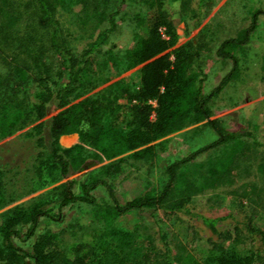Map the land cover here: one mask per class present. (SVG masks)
Instances as JSON below:
<instances>
[{"label": "trees", "instance_id": "trees-1", "mask_svg": "<svg viewBox=\"0 0 264 264\" xmlns=\"http://www.w3.org/2000/svg\"><path fill=\"white\" fill-rule=\"evenodd\" d=\"M139 3L152 13V20L145 23L135 17L139 30L134 43L112 63L121 72L139 67L137 89L131 91L117 82L72 104L108 82V65L115 57L112 38L118 31L123 4L106 12L103 0H0V63L5 68L0 75V140L29 127L23 138L33 143L35 174L46 170L54 180H65L52 190L57 195L55 207L42 196L15 206L0 218V249L4 252L0 264H264V231L251 226V217L241 223L253 242V248L243 254L223 247L234 235V241L238 240L239 222L229 234L216 229L217 220L204 219L209 237L193 251L180 247L172 252L163 233H159V247L151 238L140 239L136 234L137 216L142 213L153 217L162 211L164 215L197 217L190 210L192 198L231 185L238 162L250 148L264 146L251 133H229L220 120H210L207 105L223 87L239 79L240 58L257 17L264 15V0H260L249 26L217 47L215 55L231 60L232 68L207 95L202 70L205 36L197 33L184 44L175 45L176 26L183 23L186 33L191 34L208 14L210 3ZM60 11L71 12L78 28L85 32L80 49L72 45L58 18ZM260 71L264 74V53ZM255 121L251 130L264 138V104ZM202 122L217 138L169 163L159 190L144 189L143 181L131 178L132 168L152 163L164 151L160 140ZM70 135H78L81 145L61 147L59 139ZM244 137L251 143L244 142ZM216 151L220 154L210 158ZM208 154L209 158L198 161ZM103 160L109 162L83 178L68 179ZM256 170L263 183L257 190L261 196L264 161ZM19 175L8 158L0 157V209L23 195L16 189ZM124 186L143 191L124 192ZM97 189L105 192L107 203L97 204ZM74 204L92 206L94 219L104 226L91 245L76 247L68 257L55 235L37 238L27 250L17 244L35 235L40 219L58 221L62 209ZM258 205L264 207V202Z\"/></svg>", "mask_w": 264, "mask_h": 264}, {"label": "rangeland", "instance_id": "rangeland-1", "mask_svg": "<svg viewBox=\"0 0 264 264\" xmlns=\"http://www.w3.org/2000/svg\"><path fill=\"white\" fill-rule=\"evenodd\" d=\"M103 1L106 4V12L115 10L120 3L123 4L117 20L118 31L112 38L113 56L115 57L108 65V82L80 96L72 104L93 97L107 86L117 82L123 83L131 91L137 89L139 67L121 72L114 69L112 63L133 45L134 36L139 30L135 23V17L142 18L145 23H149L152 20V13L142 6L139 0ZM207 1L210 3L211 9L195 31L187 34L183 23L176 26L178 39L175 45L177 47L184 44L197 33L205 36L206 48L202 53V70L206 77L203 86L205 95L214 91L232 68L231 60H223L215 55L217 47L224 40L235 37L239 31L249 26L252 14L259 8L260 2V0ZM58 18L70 34L72 45L80 49L85 42L86 34L78 28L73 14L68 11H60ZM104 26L105 24L102 27ZM263 53L264 15H259L256 27L240 58L239 79L228 83L207 104L211 112L210 120H220L222 126L229 133H251L259 143L264 142L263 135L251 130L250 124L256 122L264 104V74L260 71ZM4 73L5 68L0 63V75ZM87 78H90V75H87ZM119 102L125 103L124 100ZM54 114H50L44 120ZM204 124L205 122H202L186 127L160 140L159 142L164 143V151L152 163L137 164L132 168L131 178L143 181L144 189L159 190L165 181L164 170L169 163L188 156L199 147L211 143L217 138L214 131ZM28 129L29 127L0 140V157L8 158L16 172L21 174V176L19 175L21 181L16 185V189L17 192L23 193L14 202L0 209V218L15 206L30 203L42 196L51 200V206H56L57 195L52 190L65 182V180H54V176L46 170H43L39 176L35 174L33 143L31 140L23 138V134ZM243 141L251 143V139L248 137H244ZM59 143L63 148L81 145L78 135L61 137ZM227 149L229 150L230 146H227ZM210 154L204 155L198 161L206 160L209 155L210 158H215L220 154V151ZM263 161L264 146L256 145L250 148L249 154L238 162L237 177L231 185L221 186L192 198L190 210L197 217L182 213L164 215L162 211H158L153 217L148 213L138 215L136 220L137 237L140 239L149 237L154 245L159 247V233H163L172 252L178 251L180 247L187 251H193L209 237L208 228L203 222L204 219L217 220L216 229L222 233L230 231L229 234L232 233L233 225L239 222L238 240L234 241L236 239L234 235L229 241H224L223 247L234 249L241 254L246 253L253 248V242L241 224L245 222L244 219L251 217V226L264 231V207L258 205L264 202V192L261 196L257 194V190L263 188V183L256 170L257 165ZM108 162L103 160L102 163L85 169L81 173H76L68 179L83 178L87 173ZM26 177H30V179ZM121 190L132 194L143 191V189L134 190L128 186H124ZM94 196L98 205L108 202L107 195L102 189H97ZM93 211L92 206L85 204L66 207L62 209L61 218L58 221L40 219L35 235L29 240L17 242V244L21 249L27 250L37 238L55 235L59 248L68 257H72L76 247L91 245L94 238L104 229V226L94 219ZM3 255L4 252L0 249V257Z\"/></svg>", "mask_w": 264, "mask_h": 264}]
</instances>
